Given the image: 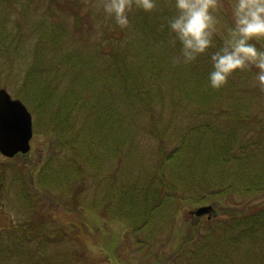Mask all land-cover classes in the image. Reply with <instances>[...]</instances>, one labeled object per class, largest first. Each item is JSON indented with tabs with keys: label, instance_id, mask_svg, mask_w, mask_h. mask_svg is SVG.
I'll return each instance as SVG.
<instances>
[{
	"label": "trees",
	"instance_id": "obj_1",
	"mask_svg": "<svg viewBox=\"0 0 264 264\" xmlns=\"http://www.w3.org/2000/svg\"><path fill=\"white\" fill-rule=\"evenodd\" d=\"M228 1L220 0L224 4ZM14 2L17 3V0ZM86 2L89 4L88 7L83 5ZM94 2L97 3V0H83V4L80 0H63L59 4L54 1L58 5V10L75 17L76 28L79 26L81 28V21L85 17L98 16L97 10L92 8ZM9 3V0H2V5L5 7ZM156 3L157 8L151 13L134 8L129 13L127 28L122 29L114 19L109 20L93 50H80L73 46L72 38L70 35H66L65 26L62 23L64 27L60 23L50 25L54 13L46 15L45 20L27 18L26 21H23L19 19L16 28L10 29L13 32V38L6 36L7 29L4 18L0 17L2 56L10 51L13 40L17 41V46H15L17 53H19L20 47L24 52L37 51V57H32L31 54L28 59L27 70L20 87L15 85V97L19 98L35 115L37 118L36 127L54 131V150H51L47 158L40 163L37 171L34 172L32 176L34 184L24 167V169L21 168L20 171L15 172L20 175L12 177L8 182L11 188L15 186V193L17 190L24 189L23 195L26 198L29 219H24L7 229L11 233L20 235L17 239L12 238V242L8 244L0 243V261H10L7 264H41L43 260H46V263L50 264H76L74 261L69 263L70 258L58 260L57 256L48 254L43 257L42 261L38 260L49 246L65 240L68 235L57 225L55 228L58 231L55 234H50L46 230L45 225L51 221V218L43 214L48 210V204L44 202V195H50L56 202L62 200L64 206L69 205L76 208L81 204L89 213L101 210L111 215L108 201V195L111 193V198L123 207L140 208L139 215L144 217L141 222L144 225L148 224L151 215L162 210L167 205L166 203L171 206L175 205L172 214L182 206L183 202L188 207L216 203L218 207L228 213L229 220L219 229V232L212 227L204 234L195 227L194 235L196 234V238L201 240L196 241L197 244L193 248L187 245V241L191 239L187 235L191 233H186L185 239L176 251L177 264L233 263L235 259L233 254L239 242L248 240L255 244L257 240L261 239L264 231V204L250 212H244L235 210L233 207L225 208L223 201L234 195L247 197L264 191V152L254 153L252 158L247 155H242L239 158L235 150L236 147L241 151L245 149L244 136L249 132L248 126H251L253 131H261L264 128V119L247 113V110H250V105L252 108L256 102L261 100L263 102L258 107L264 110V91L260 87L246 88L247 94L243 93L244 95H242L240 92L231 99L235 100L231 112L222 113L226 110L227 102L222 104L221 98L223 97L222 100H224L231 90H243V87L232 88L228 84L218 90L210 87L208 77L212 71L210 56L214 53L213 51L207 55L204 54L206 63L203 68L192 67L187 77L184 76L185 79H191L193 85L184 89V85L178 87L176 81H172L175 83L174 97L173 99L166 98L162 91L161 84L163 83L158 79L163 68L168 66L167 49L172 46L169 41L173 38L168 28V20L175 14V8L174 0H156ZM27 6V2L22 3L23 11ZM3 9L5 10V8ZM222 14L226 15L224 12ZM217 15L219 18V12ZM28 16L30 15L28 14ZM31 25L33 27L30 28ZM34 27L36 30L33 32L39 33V39L34 44L24 42L23 37L29 36ZM129 28L134 31L136 36H141V39L138 41L130 39V44L126 43L125 33ZM22 42L23 44L20 46ZM7 43L9 45H6ZM26 43L29 46L26 47ZM253 43L264 50V40H256ZM177 44L181 47L178 41ZM105 46L108 47L107 51ZM172 47L180 51L176 44ZM45 55L53 59L54 62L49 58L45 59ZM41 59H45V61ZM170 64L175 66L173 63ZM203 69H207V71H200ZM252 71L255 73L257 70L252 68ZM3 80L6 81L5 84H8L7 82L15 84V79L13 81L8 78ZM49 82L56 83L55 87L52 88L48 85ZM114 82L119 84L122 101L127 103V107L147 115L148 123L146 122V125H149V132L155 136L157 134L155 126L160 120L159 114L155 113V110L179 111L184 108L182 101L184 94L199 95L203 92L201 99L206 98V100L199 103L200 108L205 111H207L206 107L220 109L221 113L218 118H221L224 123L220 128H217L224 138V142L221 141L213 146L212 155L215 159L196 163L199 147L190 152L187 145L176 147L166 153L164 138L160 134L162 143L157 151L158 160L152 166L150 162H147L146 166L138 164L139 169L146 168L148 171L146 179L144 178L145 181L143 182L139 177L141 172H136L134 173L136 175H133L137 183L121 180L118 183V178L125 176L123 162H125L124 155L126 154L119 146L120 139L110 132L113 136V144L110 143V135L107 130L103 129L108 120H120L115 116L119 96L116 99V104H110L106 100V97L115 91V88H111L114 85H110ZM61 83H66L63 89L64 94L61 93V97L60 94L55 95L59 97L56 99L54 94L57 92V86H60ZM104 83L107 84V87L102 90L99 86ZM48 88L52 89L48 90ZM177 90H183V93L176 94ZM255 90L260 94H250ZM249 91L251 92L248 93ZM237 96L239 98H236ZM244 107L246 110L241 113L240 110ZM261 121H263L262 126ZM199 128L200 126L197 129H187L182 137L190 140L196 135ZM204 128H208L206 130L209 132L214 130V128ZM105 139L108 143L106 146H104ZM252 146L258 147V144ZM100 148L102 151L109 150L111 154L114 153L113 157L116 159L112 164H105L104 160L101 161L103 158L99 153ZM254 159L262 160L255 161ZM0 163L2 164L1 161ZM115 163H121L122 167L117 170L118 168L113 166ZM227 165L236 167L233 182H226L216 177L222 174ZM203 167L207 169L202 170ZM211 169L216 171L211 175L212 179L208 177L207 172ZM227 175L231 176L232 172L230 171ZM2 178L3 174L0 175V189L5 186ZM86 186L96 188L104 195L99 199L94 198L91 203H88L81 199L82 190ZM25 189H34V192L26 196ZM114 195L117 196L114 198ZM89 201L91 200L89 199ZM38 211H42V213L36 214ZM155 215L151 220L155 218ZM156 216L160 221L164 220L162 219L164 217H159V214ZM71 225L77 229L75 224ZM2 233L0 230V238ZM22 240L36 241L37 249L30 246L28 242L22 244ZM229 245L234 248H229ZM81 252L85 255L84 250ZM75 255L74 257L73 253L72 257L78 260L76 252Z\"/></svg>",
	"mask_w": 264,
	"mask_h": 264
},
{
	"label": "rangeland",
	"instance_id": "obj_2",
	"mask_svg": "<svg viewBox=\"0 0 264 264\" xmlns=\"http://www.w3.org/2000/svg\"><path fill=\"white\" fill-rule=\"evenodd\" d=\"M9 1L10 3L5 7L2 5V0H0V17L4 18L7 29L5 32L8 38H13V32H11L10 29L13 27L16 28L19 19L23 21H26L27 18L45 20L46 15L54 13L51 17L50 25L62 23L65 26L64 27L61 24L65 28L66 35H70L72 38L73 46L80 50H93L96 47L97 40H99L103 34V28L107 25L109 20L113 19L106 17L102 8H97V3L94 2L92 8L97 10L98 16L85 17L81 21V28L80 26L79 28H76L75 17L61 12L57 8L58 5L54 3V1H56L59 4V2H62L63 0H17V3L14 2L16 0ZM23 2L28 3V6L24 11L22 7ZM80 2L83 4V0H80ZM233 2L234 0H229L226 4L220 2L222 5L219 11V19L221 23L217 26L219 32L213 39V47L207 50L205 53L206 55L219 50L223 45L224 39L226 38V27L232 22L231 5ZM83 5L88 7L89 4L86 2V4ZM3 8H5V10ZM22 11L23 13L20 15ZM223 12L226 13L227 16L222 14ZM28 14L30 16H28ZM31 27H33V25H31L30 28ZM34 30H36L35 27L30 31V35L24 36L22 40H25L24 42L30 44L37 42L39 39V33L33 32ZM130 39L138 41L141 39V36H136L134 31L129 28L125 33L126 43L130 44ZM16 43L17 41H12L10 51L4 56H2V45H0V87L6 89L13 98H16L14 92L15 85L20 87L24 79L29 57H31V54L32 57H37V51L30 50L24 52L21 47L19 53H17V50H15V46H17ZM28 43H26V47L29 46ZM22 44L23 42L20 43V46H22ZM6 45H9V43ZM176 46L178 49H181L177 43ZM104 48L107 51L108 47L105 46ZM167 51L168 66L163 68L159 74L158 81L163 83L161 86L165 97L173 99L175 83L178 84V87L184 85V89L191 87L193 85L191 79H185L184 76L187 77L191 72L192 67L197 68L198 66L197 69L203 68L206 63V56L203 54L197 58L198 60H195L190 64L180 63L171 66L170 63H173L172 61L174 57L179 56L180 51H177V49L172 46H170ZM48 58L50 59V57L45 55V59ZM45 59L41 60L45 61ZM50 60L54 62L53 59ZM200 71H207V69ZM255 74L256 72L253 73L252 69L237 71L229 78L227 82L228 85L232 88L236 86L243 87V90H231V92L227 93V96L225 95L226 99L222 100L223 97L221 98L222 104L227 102L226 110L222 113L231 112L232 105H234L235 102V100L231 99L235 98V95H238L240 92L242 95L247 94L245 89L248 87H259L255 81ZM7 78L12 81L15 79V84L9 82H7L8 84H5L4 82L6 81L3 79ZM180 79H182V81H180ZM172 81L176 82L174 83ZM48 85L54 88L56 83L49 82ZM65 85L66 83H61L60 86H57V92H55L54 98H59L58 96H55L57 94H60V97L62 96L61 93L64 94L63 89ZM110 85H114L111 88H115V91H113L112 95H108L106 100L110 104H116V99L119 96L115 116L120 120H108L106 125L103 126V129L108 131L111 138L110 143H112V135H115L120 139L119 142L121 143H119V146L121 147L122 152L126 154L124 155L125 162H123L125 176H120L118 178V183H120V180L123 182L128 181L137 183L134 176L136 175L134 174L136 172H141L139 177L143 182L145 181V176L148 171H146V168L139 169L138 164L146 166V163L150 162V165L152 166L158 160L157 151L159 145L162 143L159 136L160 134L163 135L164 138L163 141L166 153L176 147L180 148L187 145L190 152L194 151L196 147H199V156L196 163L207 159H215L212 155L213 146L221 141L224 142V138L217 128H220L224 123L221 118H218V115L221 113L220 109L217 110L206 107L207 111H205L203 108H200L201 105L199 103L206 100V98L204 100L201 99V96L204 94L203 92L199 95L184 94L182 96L184 108L179 111L155 110V113L157 112L160 117L158 125L155 126L157 129V134L155 136L149 132V125H146L147 115L145 113L142 114L139 110L129 109L127 107V103L122 101V93L117 82L111 83ZM106 87V83L99 86L102 90H105ZM150 87H152L151 84ZM52 88H48V90ZM256 91L257 90L254 92L249 91L248 93L251 92L250 94H254ZM181 93H183V90L176 91V94ZM256 94L259 95L260 93ZM236 98H239V96ZM262 102L263 100L256 102L252 108L250 105V110L248 109L247 113H251L252 116L255 114L257 118L264 119V110H262L261 107H258ZM158 107L159 106L157 105V108ZM245 110L246 107L240 111L242 113ZM30 113L32 115L33 126L30 151L27 155L12 158L4 157L0 154V161L2 162V164L0 163V175L3 174L2 180L5 184V186L0 189V230L3 232L2 237L0 238V243L2 242L4 244L12 242V238L15 237L17 239L20 235L19 233H11L7 229L12 228L14 224H17L24 219H29L27 216L29 213L27 202L23 195L24 189L17 190L15 193V186H13L14 188H11L8 185V182L12 177L20 175L15 172L20 171L19 169L24 167L30 176L32 184H34L32 177L34 172L37 171L40 163L47 158L51 150H54V131H48V129L43 127H36L35 124L37 118L31 111ZM260 123L262 126L263 121ZM199 126L200 128L198 132H196V135L191 137L190 140L182 137L187 129H197ZM204 127H209V129L214 128V130L209 132L206 130L208 128ZM253 130L254 129H251V126H248L249 132L244 136L245 149L241 151L240 148H235L236 154L238 155L237 157L241 158L242 155H247L252 158L254 153L261 154L264 152V128L261 131ZM253 144H258V147H253ZM106 145H108V143L105 139L104 146ZM99 153L103 158L101 161L104 160L105 164L108 163L110 165L114 162V159H116L113 157L114 153L111 154L109 150L102 151V148H100ZM67 155L70 156L69 153H67ZM104 157H106V159H104ZM254 160L259 161L262 159ZM121 163H115L113 166L117 167V170H119L122 167ZM226 167L227 168L224 169L222 174L216 177H219L220 180L226 182H233L236 175V167H233V165H227ZM206 169L207 168L203 167L202 170ZM230 171L232 172V175L228 176L227 173ZM207 172L208 177L212 179L211 175L215 174L216 171L215 169H211ZM30 190L25 189L26 196H29L34 192V189ZM94 192H96V194H94ZM102 195L104 194L100 190L86 186V188L82 190L81 199L91 203L94 198L99 199ZM44 196V202L48 204V210L44 211L43 214H46V216L51 218V221H48L45 225L46 230L50 232V234H55L58 231L55 228L57 225L65 230L68 235L65 240L49 246L45 252L41 254V257L38 258L40 261H42L43 257L48 254L57 256L58 260L70 258L69 263L74 261L76 264H177L178 260L177 258L175 259L176 251L182 244L183 239H185L186 233H191H188L189 235H187L188 238H191L187 241V245L190 248H193L197 244L196 241L201 240L196 238V234L194 235L195 227L198 228L199 232L204 234L212 227L219 232V229H221L226 221L229 220L227 216L228 213L225 212L224 209L218 210L217 218H212L209 221H206L205 218L193 220L192 215L188 212L195 207H188L186 203L183 202L181 203L182 206H180L174 214H172V210L175 205L171 206L169 203H166L167 205L162 210L154 213L156 215L159 214V217H164L162 218L164 220L160 221L156 215L155 218L151 220L154 215L152 214L150 217L151 221L149 220V223L144 225V223H141L144 217L142 218V215H139L141 213L140 208L123 207L111 198V193L108 195L111 215L101 210L93 212L94 214L89 213V211H87V209L81 204H78L80 207L76 208L69 205L64 206L62 200H57L56 202L50 197V195ZM116 196L117 195H114V198ZM89 199L91 201H89ZM263 204L264 191L247 197L234 195L223 201V206H225V208L233 207L235 210H242L244 212H250ZM40 213H42V211L36 212V214ZM126 218L129 220H125ZM222 220L224 221L222 222ZM71 224H75L77 229ZM21 242L22 244L28 242L30 246L32 245V247L37 249L36 241H33V243L32 241L22 240ZM229 248L234 247L229 245ZM83 250L85 255L81 252ZM72 251H74V257L76 256L75 252L78 254V260L72 257ZM233 256L235 258L233 263L223 262L222 264H264V231L261 235V239L257 240L255 244L250 243L248 240H242L239 242L238 246L235 248ZM9 262L10 261H0V264H7ZM41 264L50 263H46V260H43Z\"/></svg>",
	"mask_w": 264,
	"mask_h": 264
},
{
	"label": "clouds",
	"instance_id": "obj_3",
	"mask_svg": "<svg viewBox=\"0 0 264 264\" xmlns=\"http://www.w3.org/2000/svg\"><path fill=\"white\" fill-rule=\"evenodd\" d=\"M106 17L113 18L122 29L129 26L133 9L151 13L157 8L156 0H97ZM220 0H174L175 14L168 20L172 34L169 43L181 45L180 54L173 64H190L213 47L218 35L220 19L217 13ZM232 22L226 27V38L219 50L211 54L212 71L209 85L224 87L237 71L255 68V81L264 91V50L253 41L264 40V0H234L231 5Z\"/></svg>",
	"mask_w": 264,
	"mask_h": 264
},
{
	"label": "water",
	"instance_id": "obj_4",
	"mask_svg": "<svg viewBox=\"0 0 264 264\" xmlns=\"http://www.w3.org/2000/svg\"><path fill=\"white\" fill-rule=\"evenodd\" d=\"M32 133V116L27 107L0 88V154L12 158L18 153H27L31 148ZM212 211V205H203L189 214L200 216Z\"/></svg>",
	"mask_w": 264,
	"mask_h": 264
},
{
	"label": "bare ground",
	"instance_id": "obj_5",
	"mask_svg": "<svg viewBox=\"0 0 264 264\" xmlns=\"http://www.w3.org/2000/svg\"><path fill=\"white\" fill-rule=\"evenodd\" d=\"M206 205H212V207L214 209V211H212L210 214H207V213L206 214H203V215H207L206 221H209L212 218H217L218 210H223L222 208L218 207V205L216 203H214V202L207 203ZM192 215H194V214H192ZM203 215H200V216H203ZM194 216H196V215H194ZM200 216H197V217H200Z\"/></svg>",
	"mask_w": 264,
	"mask_h": 264
},
{
	"label": "flooded vegetation",
	"instance_id": "obj_6",
	"mask_svg": "<svg viewBox=\"0 0 264 264\" xmlns=\"http://www.w3.org/2000/svg\"><path fill=\"white\" fill-rule=\"evenodd\" d=\"M192 217H193V220H200L202 218L207 219V215H203V216H200V217H197V216L192 215Z\"/></svg>",
	"mask_w": 264,
	"mask_h": 264
}]
</instances>
